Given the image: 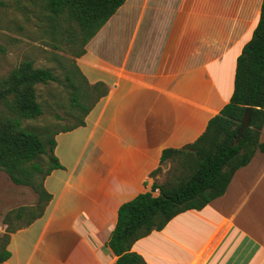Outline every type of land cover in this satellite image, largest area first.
Here are the masks:
<instances>
[{"label":"crops","instance_id":"1","mask_svg":"<svg viewBox=\"0 0 264 264\" xmlns=\"http://www.w3.org/2000/svg\"><path fill=\"white\" fill-rule=\"evenodd\" d=\"M261 3L125 0L117 8L76 57L102 93L83 124L54 134L61 167L43 180L50 199L10 234L1 264H114L108 240L119 206L150 191L164 149L194 142L229 102ZM131 249L147 264H264V151L235 170L222 195Z\"/></svg>","mask_w":264,"mask_h":264},{"label":"trees","instance_id":"2","mask_svg":"<svg viewBox=\"0 0 264 264\" xmlns=\"http://www.w3.org/2000/svg\"><path fill=\"white\" fill-rule=\"evenodd\" d=\"M124 2L125 0H46V8L53 16L64 15L77 23L83 45L76 55L78 57L84 53L86 42ZM32 65L33 62L27 60L10 72L8 84L0 91V98L16 92L20 86L57 80L50 69L33 68ZM69 66L65 78L72 89L71 103L85 115L102 93V89L99 84L90 85L87 82L76 60L74 63L72 59ZM88 89L96 90L98 94L91 105L85 106L82 100L90 95ZM18 100L19 115L22 118L35 119L42 114V107L35 100L31 89L20 92ZM247 106L251 107L250 119L248 125L241 130L243 112ZM263 122L264 0L252 37L237 57L234 88L229 102L209 119L205 131L194 142L179 149L168 148L162 151L160 161L163 164L179 156L187 148L193 152L187 157L190 172L186 178L173 186L154 181L150 191L138 193L119 206L117 220L108 240L109 247L117 256L114 264H147L140 254L131 249L135 240L152 230L162 229L166 222L178 213L191 208L200 209L222 195L235 170L246 165L257 151H264V142L259 140ZM13 123L20 130L15 136L0 137V168L6 171L15 183L30 185L38 194L37 205H41L38 212L24 224L27 225L43 213L50 199V194L43 185L45 176L53 169L61 167L53 154V136L59 130L43 140L36 132L22 128L19 118H15ZM80 124H83V118L77 124L62 130ZM44 155H49L50 163L42 171L41 165L35 159ZM157 170L153 171L152 175ZM42 172V180L36 182V174ZM156 189L158 194L153 196L152 191ZM15 214L21 217L22 211L17 210ZM9 255L8 249L3 247L0 250V264Z\"/></svg>","mask_w":264,"mask_h":264},{"label":"rangeland","instance_id":"3","mask_svg":"<svg viewBox=\"0 0 264 264\" xmlns=\"http://www.w3.org/2000/svg\"><path fill=\"white\" fill-rule=\"evenodd\" d=\"M1 1L0 91L8 84L10 72L27 60L33 62V68L50 69L57 80L20 86L16 92L1 97L0 137L15 136L20 129L13 121L19 118L22 128L36 132L46 140L54 131L77 124L84 116L81 109L72 105V89L65 78L72 59L75 63L76 55L83 46L82 35L74 20L64 15L53 16L46 8V0ZM30 89L43 112L35 119H24L19 115L18 94ZM88 91L90 95L82 100L85 106L91 105L98 94L93 89ZM190 153L193 152L187 148L179 156L165 162L153 175L155 181L173 186L186 178L190 172L187 162ZM35 161L44 171L50 158L44 155ZM42 177L43 172L37 173L35 181H41ZM37 202L38 194L32 186L15 183L0 168V250L7 246L10 234L38 212L41 204L37 205ZM17 210L22 211L21 217L16 216Z\"/></svg>","mask_w":264,"mask_h":264},{"label":"water","instance_id":"4","mask_svg":"<svg viewBox=\"0 0 264 264\" xmlns=\"http://www.w3.org/2000/svg\"><path fill=\"white\" fill-rule=\"evenodd\" d=\"M251 107L247 106L243 112V120L241 123V130H243L249 123Z\"/></svg>","mask_w":264,"mask_h":264}]
</instances>
